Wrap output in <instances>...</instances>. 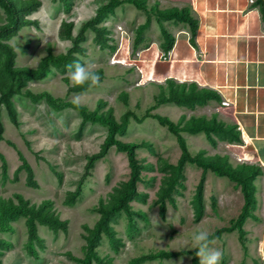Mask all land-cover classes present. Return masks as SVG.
Returning <instances> with one entry per match:
<instances>
[{
    "label": "rangeland",
    "instance_id": "rangeland-1",
    "mask_svg": "<svg viewBox=\"0 0 264 264\" xmlns=\"http://www.w3.org/2000/svg\"><path fill=\"white\" fill-rule=\"evenodd\" d=\"M39 1L35 9L26 13V17L36 20L37 24L20 27L6 41L15 52V67H35L45 56L65 53L72 46L73 38L70 40L62 36L60 31L63 22L74 24V37L84 21L91 18L96 13V8L104 3V0ZM115 12V16L109 15L99 22V25L105 24L109 28V43L112 47L100 46L94 41L95 32L87 29L86 39L81 43L84 53L74 55L76 62L92 64L95 69L104 70V79L97 87L71 92L67 65L49 62L42 78L29 79L19 92H10L6 90L10 80L0 67V88L6 90L5 95L17 113L15 125L9 118L6 102L2 97L4 93L0 91V122L3 130L0 140V199L17 202V195H21L30 204L51 199L56 214L62 221H67L66 231H53L46 225L37 224L36 232L41 237L43 246L31 242L38 254L34 256L28 252L24 223L26 219L20 216L9 220V228L0 229L2 264H79L72 258L84 256L82 234L86 232L83 226H93L100 216L96 208L101 200L104 203L112 200L111 195L130 176L127 154L110 146L105 155L96 158L87 175L82 178L87 155L100 149L108 127L87 121L80 129L81 117L76 110H55L48 105L45 97L34 101L25 94L27 90L35 95L49 93L63 103L74 102L79 97V104L86 106L89 111H110L117 122L122 121L126 111H131L140 118L136 122L129 117L126 133L117 135L116 138L124 142L147 141L152 146V150H136L140 165L139 176L142 179L136 185L138 191L146 196L130 202L132 210L143 212L146 219L134 216L130 224L128 216L120 211L110 220L115 236L122 245L117 252L114 251L107 237L101 234L97 251L100 256L111 257L112 264H126L132 258L161 250L193 251L190 237L197 227L211 233L218 227L229 226L242 210L244 199L240 187L226 176L207 169L203 180L204 215L200 221L195 222L193 198L202 170L193 163H186L182 170L183 179L173 192L176 206L167 201L165 218L160 215L156 203L157 193L169 173V164L175 165L178 162L181 150L176 137L167 126L160 124L154 117L144 116V112L156 102V95L161 90L159 83L147 82L140 85L143 80L139 78L140 73L136 69L138 50L132 48L133 39L137 26L145 20V16L140 18V11L132 5L120 6ZM142 13L145 14L144 11ZM5 23L6 15L0 7V25ZM146 33L148 40L153 39L156 43L164 39L157 26L147 29ZM123 92L128 93L127 103L123 102ZM175 107L176 104L167 102L149 112L166 115L172 122L183 125L191 113L185 108L176 110ZM201 112L202 109L197 110L190 117L200 118L203 116ZM202 133L201 136L205 139L204 131ZM186 134L189 136L190 143L187 144L192 156L204 149L201 139H194L192 134ZM216 149L222 155H227L226 149ZM204 150L206 154H212ZM210 151L214 152L213 149ZM227 157L231 166L245 163L232 156ZM23 164L31 168L36 186L26 184L25 169H18ZM55 172L60 174L59 179ZM258 180L262 185L260 178ZM80 182V195L75 202L68 203V192L75 191ZM261 194L253 210L255 218L249 217L242 226L245 233L248 232V235L244 234V240L248 238V242L254 243L253 245L257 244L253 240L257 239L253 237V233L264 220V197ZM213 240V247L222 252L220 264H241L246 260L247 252L250 256H258L252 247H248V243L242 245L237 230L222 232L219 238ZM257 260L250 257L248 262L258 264ZM92 264L97 263L94 261ZM143 264H192V255L156 258Z\"/></svg>",
    "mask_w": 264,
    "mask_h": 264
},
{
    "label": "trees",
    "instance_id": "trees-1",
    "mask_svg": "<svg viewBox=\"0 0 264 264\" xmlns=\"http://www.w3.org/2000/svg\"><path fill=\"white\" fill-rule=\"evenodd\" d=\"M59 1L64 2L65 0ZM255 2H257L259 5L262 17L264 19L263 1L256 0ZM39 3V0H0V7L6 15V23L0 25V67L2 72L5 73L10 80V85L6 87V90H9L10 92H19L29 79L42 78L46 73L45 70L47 69L49 62L62 65L73 64L74 61L76 62V60H74V55H80L84 53L81 43H83L86 39L87 29H92L95 32L94 41L100 44V46L112 47L109 43V40L111 39L109 35V28L105 24L99 25V22L107 18V16L114 14V9L119 5L129 3L135 6V8L138 10L145 9L143 1L141 0H104V3H102L100 7L96 8V13L91 18L84 21V24L81 26L80 31L76 36L73 37L72 32L74 24L72 22H63V27L60 31L62 36L70 40L73 38L72 46L68 47L65 53L58 54L57 56H45L36 64L35 67H15L13 66L15 52L11 45L6 41L9 40L20 27L26 26V24H37L36 20L27 18L26 13L32 9H35ZM157 12L159 19L171 18L177 21L188 22L192 32H194L197 27V22L192 20V18H190L188 13L184 10L165 9L157 10ZM149 23L150 18L147 17V19L138 26L136 30L134 47H137L139 42L142 40L143 30H145ZM161 30L164 37L166 38V43L162 49L166 52L169 47L172 46L173 39L164 27H162ZM95 70L100 74L102 81L105 74L104 70L101 68H96ZM90 88L94 87H89L88 85L82 87L71 86L69 90L71 92H81ZM160 89V92L156 95V102L144 112V116L154 117L160 124L167 126L170 132L176 137L181 150L178 162L175 165L169 164V173L163 179V185L160 187L157 193L156 203L158 204L160 215L165 218L167 201H169L172 206H176L173 192L176 191V187L183 179V166L186 163H193L202 170L201 177L193 198L194 219L195 222L200 221L204 215L205 209L203 199L204 174L207 169H210L215 174L226 176L229 180L236 183V185L240 187L244 199L242 210L237 218L232 221L229 226L226 225L216 228L210 233V238H219L222 232L229 233L233 230H237L239 240H241L242 245L245 246L243 240L245 231L242 226L244 221H246L249 217L255 218L253 214V210L256 206V185L254 180L262 173L261 168L257 165L245 163L231 166L229 164L227 155H221L218 153L206 154L204 149L192 156L189 152L187 141L182 135V132L195 134L204 131L210 142L215 144V134L217 133H220L229 141L237 140L238 135L235 132V127L224 126V124L217 122L214 117L205 118L204 116H201L200 118L190 117L183 123V125H179L178 123L172 122V120H170V118L166 115L150 113V109L167 102L174 103L178 106L192 108L196 104H202V102L208 98H217L216 92L211 89H199L197 85L193 83H176L175 81L170 80V78L166 79L165 84L160 85ZM6 90L2 87L0 88V91L4 93L2 97L3 100L5 99V106L8 110L9 118L11 122L16 125L17 113L12 106V102L7 98V95H5ZM25 94L32 97L34 101H38L42 97H45L46 101L49 103L48 105H50L55 110H62L64 108L76 110L81 117L79 126L80 129H82V126L87 121L92 123L97 122L108 127L107 135L101 143L100 149L95 153L87 155V162L84 165L85 170L82 178L87 175L96 158L105 155L110 146H114L118 151L125 152L127 154V164L130 170V176L128 180L121 183V186L115 190L116 192L111 195L112 200H109V202L105 203L101 200L100 204L96 208V210L100 213L99 219L96 220V222L91 227H87L86 225L83 226V229L86 232V234H82V238L85 243L84 256L83 258H72L79 264H92L94 261L97 264H112L111 257L100 256L97 251L101 234H104L107 237V240L110 242V245L114 251L117 252L122 245L120 240L115 236V231L109 223L110 220H112L114 215L120 211H123L128 216L130 224H132L131 221L133 220L134 216H139L140 218L146 219V216L143 214V212L132 210L130 202L134 199H144L146 196V194L140 193L138 191L136 185L142 181L141 177L139 176L140 165L138 164L139 162L136 158V150L140 148H148L152 150V146L147 141L139 143L124 142L116 138L117 135H123L126 133V124L129 117H132L136 122H139L140 118L134 116L131 111H126L122 121L117 122L112 117L110 111L108 113H97L94 110L89 111L86 106H82L74 102H60V99H55L46 92L35 95L30 90H27ZM123 98V102L127 103V92H123ZM99 102L102 103V100H99ZM2 133L3 130L0 122V140L3 137ZM2 167L4 170L5 165L3 164ZM20 168H23L26 171V184L28 186H36L37 183L32 178L31 168L25 164L19 166L18 169ZM55 175L58 179L60 178L59 173L55 172ZM80 185L81 182L75 191L68 192V203L75 202L76 198L80 195ZM20 216L26 219L24 223L27 230L28 252L34 256H37L38 254L31 242L34 241L35 244L43 246L42 239L36 232L37 224L46 225L53 229V231L59 229L66 231L67 221H62L59 215L56 214L53 208V201L51 199H44L37 204H30L28 200H26L21 195H17V202H14L11 199H0V229H8V221L17 219ZM182 254L192 255V264H199V257L196 256V249L193 251L182 252H169L165 250L150 252L147 253V255L132 258L126 264H143L147 260H153L156 258L169 259ZM0 264H2L1 259Z\"/></svg>",
    "mask_w": 264,
    "mask_h": 264
},
{
    "label": "crops",
    "instance_id": "crops-1",
    "mask_svg": "<svg viewBox=\"0 0 264 264\" xmlns=\"http://www.w3.org/2000/svg\"><path fill=\"white\" fill-rule=\"evenodd\" d=\"M141 1L145 9L134 8L140 11V18L145 16L146 20L149 17L150 23L135 47L138 50L136 69L143 80L140 85L147 82L161 85L170 78L176 83H193L199 89L216 92L217 98H208L192 108L176 105L175 109L185 108L191 115L202 109L201 114L205 118L214 117L224 126L235 127L237 140L229 141L217 133L215 144L205 133V139L201 136L202 132L190 134L194 139L202 140L208 153L221 154L216 148H224L228 156L261 168L262 173L254 180L257 206L261 192L264 197V19L259 5L256 0ZM123 5L132 4L124 3L118 7ZM116 8L111 15H116ZM165 9L186 11L197 22L195 31L192 32L186 21L159 19L157 10ZM155 26L160 31L164 27L173 39L172 46L166 52L162 49L166 43L165 37L157 43L153 39L148 40L146 31ZM135 37L136 34L134 41ZM148 51L150 53L147 54ZM186 133L189 132H182L187 143H190ZM253 237L257 238L253 239L257 241L255 245L248 242V238L243 240L258 256H250L247 252L246 260L242 263L250 264V257H254L259 260L258 264H264V220L255 229Z\"/></svg>",
    "mask_w": 264,
    "mask_h": 264
},
{
    "label": "clouds",
    "instance_id": "clouds-1",
    "mask_svg": "<svg viewBox=\"0 0 264 264\" xmlns=\"http://www.w3.org/2000/svg\"><path fill=\"white\" fill-rule=\"evenodd\" d=\"M67 76L72 87H97L101 82L100 74L92 64H81L75 62L67 65ZM80 98L76 97L74 103L79 104ZM211 234L205 229L197 227L190 237L192 249H196V256L200 264H220L222 252L213 247L215 240L210 238Z\"/></svg>",
    "mask_w": 264,
    "mask_h": 264
}]
</instances>
